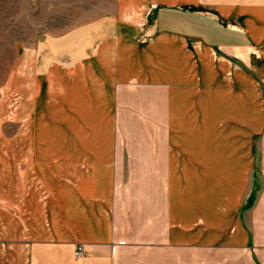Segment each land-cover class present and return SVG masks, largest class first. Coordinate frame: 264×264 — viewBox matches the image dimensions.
<instances>
[{
  "label": "crops",
  "instance_id": "1",
  "mask_svg": "<svg viewBox=\"0 0 264 264\" xmlns=\"http://www.w3.org/2000/svg\"><path fill=\"white\" fill-rule=\"evenodd\" d=\"M116 5L22 66L31 139L0 140V264H264V0Z\"/></svg>",
  "mask_w": 264,
  "mask_h": 264
},
{
  "label": "rangeland",
  "instance_id": "2",
  "mask_svg": "<svg viewBox=\"0 0 264 264\" xmlns=\"http://www.w3.org/2000/svg\"><path fill=\"white\" fill-rule=\"evenodd\" d=\"M116 3L117 0H0V140L31 139V78L21 73L28 72L22 66L31 61L37 40L50 45L97 21L101 28H107L102 23L114 14ZM155 8L151 4L144 10L145 20H150ZM196 255L197 264H262L248 251L211 250Z\"/></svg>",
  "mask_w": 264,
  "mask_h": 264
},
{
  "label": "built area",
  "instance_id": "3",
  "mask_svg": "<svg viewBox=\"0 0 264 264\" xmlns=\"http://www.w3.org/2000/svg\"><path fill=\"white\" fill-rule=\"evenodd\" d=\"M84 253H85L84 245H82V244L77 245V247L74 251L75 258H77V259L81 258L84 255Z\"/></svg>",
  "mask_w": 264,
  "mask_h": 264
}]
</instances>
